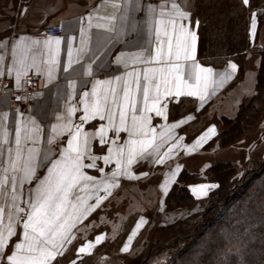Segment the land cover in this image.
<instances>
[{"label": "snow or ice", "instance_id": "snow-or-ice-1", "mask_svg": "<svg viewBox=\"0 0 264 264\" xmlns=\"http://www.w3.org/2000/svg\"><path fill=\"white\" fill-rule=\"evenodd\" d=\"M110 5L119 12L110 16H100L95 19L91 13L86 17L87 28L103 30L105 35L98 34V44L123 42V37L141 31V26L151 38L156 40V47L151 50L148 59L144 58L143 46L130 44L135 51L118 54L116 63L151 65L133 68L122 75L108 80L96 79L90 91H84L80 96L83 115L80 123L73 122L77 111L75 104L70 103L75 95L76 82L70 80L66 109L57 113V123L50 125L46 137V147H41L43 128L35 117H25L16 109L14 127L10 136L8 112L0 113V264H52L61 249L66 246L69 234L75 222L94 205H88L87 199L96 194L97 206L101 201L98 192L102 187L105 193L118 184L117 177L129 174V166L137 159L150 157L158 153L156 146V129L151 126L152 117H165L166 105L161 101L165 97H180L181 95L199 96L201 100L208 95L210 87L223 83L212 78V69L195 62L197 34L188 26L190 13L172 2L171 7L162 3L157 7L141 0H108ZM245 4L248 0H243ZM144 12V18L136 19V13ZM80 18L79 44L74 48L76 36H48L42 42L18 41L13 45V62L7 68V73H15V84L20 87L21 80L27 76V69L35 67L36 54L42 45L46 59L47 74L51 78L53 67L60 64L59 54L62 40H66L67 60L63 64L65 72L85 58V54L95 55L89 44L91 32L86 34L83 20ZM198 23V21H197ZM68 31H72L69 29ZM94 62V61H93ZM3 57H0V75L4 74ZM233 70L235 64H229ZM85 75H92L91 64L85 68ZM17 100L21 97L17 96ZM99 117L101 123L94 131L85 130V123ZM178 124L172 127H178ZM111 130L113 137H109ZM124 131L127 137L123 143H117L119 133ZM171 132V128L168 129ZM67 133L66 146H61L59 156L50 161L46 174L37 178V171L44 161H49L55 151L54 145L59 137ZM209 134H215V127H209L207 133L199 138L204 140ZM163 136L164 133L162 132ZM99 138L101 146L109 145L107 154L97 157L92 154V141ZM199 140L197 142H199ZM171 150V149H170ZM160 156L157 163H162ZM85 160L88 163H85ZM97 160L104 164L115 161V169L107 175L103 167L98 171L100 178L89 175L84 169H97ZM175 175V173H173ZM35 180V186H31ZM29 186L25 189V184ZM209 186L196 185L193 193L199 196L208 194ZM87 196H77L71 199L74 191ZM25 191L27 194L25 195ZM166 191V189H165ZM6 221V222H5ZM21 239L12 244L10 253L7 251L11 239L17 235V227ZM132 237L129 236V240ZM101 237H97L99 243ZM90 244L80 247L77 251H88ZM126 244L122 251H126ZM239 251V250H238ZM243 264V262H241Z\"/></svg>", "mask_w": 264, "mask_h": 264}, {"label": "crops", "instance_id": "crops-1", "mask_svg": "<svg viewBox=\"0 0 264 264\" xmlns=\"http://www.w3.org/2000/svg\"><path fill=\"white\" fill-rule=\"evenodd\" d=\"M142 4L147 5L149 3L153 4L157 7V11L159 12V6L162 3H165V0H141ZM178 3L181 8L190 13V17L188 21H184V23H188V26L191 30L196 32V22L192 18V10H193V0H166L167 7H171V3ZM9 23L7 25H3L0 23V57H3V68L4 74L0 75L5 76L10 79L11 84L16 86L15 84V73L12 76H9L7 73V68L13 62L12 51L13 45L17 44L18 41H21L23 38V42H31V41H43L48 36H64L74 35L76 36V40L73 41L74 48L79 44V29L81 26L80 18H85L83 20V24L85 26L86 34L90 31L92 38L90 41V48L95 51V55L85 54V58L80 60L77 64H74L69 71L65 72L63 70V64L67 60V47L66 40H62L60 45V64L56 67H53L51 78H49L47 74V66L44 61L47 58L46 53H44L42 45L38 47L36 54V63L40 65L41 71H37L35 67H31L27 69V74L30 72H37L42 77L41 89H39L34 94V102L30 105L18 108L21 112L24 113L25 117H35L37 122L43 128V132L41 134V147H46V137L48 132H50V125L53 123H57L56 115L57 113H63L66 109V102L68 92L70 91L68 82L70 80H74L76 82L75 87V95L70 103L75 104L77 107V111L74 113L72 119L74 123H80L79 117L83 115L82 105H80V96L84 91H90L93 83L96 79L99 80H108L110 78H114L117 75H122L128 71H131L133 68H139L142 72L144 67H150L151 65L144 64H129L126 68L123 63L117 64L116 60L118 54L121 52L129 53L135 51L133 47L129 46L130 44L143 46L148 51H145L144 58L148 59L149 54L152 49L156 47V40L154 35L150 38L147 33L143 30L141 26V31L139 33L133 32L125 37H123V42L116 43L113 41L112 43L105 44L100 46L98 44L97 36L105 35L103 30H97L92 28L89 30L87 28V15L91 13L95 19L100 16H110L115 14L117 17L119 16V12L114 9L108 0H9ZM144 18V12L141 11L136 13V19L141 20ZM57 26L60 29V32L57 34H47L45 33L47 27ZM71 29L72 31H68ZM264 22L261 26L257 24V17L254 13L250 15L249 18V36L251 41L255 39V42L262 47L264 46ZM261 47V48H262ZM196 53V51H195ZM252 53L247 54L246 59L251 56ZM258 60H259V54ZM257 60V61H258ZM94 61V62H93ZM195 62L199 63L201 66L209 67L212 71V78L214 80L220 81L223 79V83L219 84L216 87H210L208 89V95L201 100L199 96H189V95H181L180 97H165L162 101V105H166L165 108V117H157L155 113H149L152 117L151 126L156 129L157 140L156 146L159 149L158 153L154 154L150 157H142L137 158L130 166H129V174L121 175L117 177L118 184H116L110 191V194L105 193L103 188L101 187L98 194L102 198L99 205L97 206L96 194H92L90 199H87L88 205H94L95 207L88 211L85 215L81 216L72 227L71 233L68 237V242L66 243L71 246V240L75 238L77 245V250L82 246H87L90 244L88 251L79 254H91L94 252L95 247L97 245L102 244V241L106 239L103 237V240L95 241V235L89 230H86V222L90 221L91 217L95 214H98V211L108 203L109 199L117 192L122 185L125 183V188L130 183H134L139 179L143 178L146 175V168H151L153 165H160L157 163V159L160 156L169 157L172 153H176L182 151L185 155H193L199 152L200 148L208 143L212 138H214L217 134V130L215 128V134H209L206 141L199 140L201 136L205 133H198L197 137L193 139L192 143H188L186 140L187 133H185L187 125L196 119L197 114L200 113V110L207 108L217 97L218 95L225 92L227 89L231 87L233 80L235 78L236 69L233 70L229 67V64H235V61L229 58L223 66L215 67L207 62L196 57L195 54ZM91 64L92 75H85V68ZM257 63L254 64L253 69L256 70ZM237 68V65H236ZM255 75V74H254ZM184 101L188 102L192 105L191 109L183 111L177 114L174 117L169 116V110L171 106H178ZM184 104V103H183ZM8 112V125L10 128V136L13 134L12 129L14 127V119L16 116V109H7V99L6 97L0 98V113ZM101 123H107V121H101L99 117L94 118L92 121L85 123L84 127L87 131H94ZM178 124V127H172V125ZM171 128V132H168V129ZM164 133L162 136L161 133ZM109 137H113L114 133L109 130ZM120 139L117 143H123L124 139L127 137V133L121 131L119 133ZM199 140V142H197ZM67 142V133H64L63 136L59 137L56 144L54 145L55 151L50 157L49 161H44L43 166L40 167L37 171V178H41L46 174L47 167L50 166V161L52 159H56L59 156V149L61 146H66ZM174 142V143H173ZM109 145L101 146L99 144V138H96L92 141V154L100 157L107 154V148ZM171 149V150H170ZM85 163H88L85 160ZM97 169H87L84 170L92 176L97 178L101 177V173L98 171L99 167H103L105 169V173L103 175L110 174L115 169V161L111 164H104L102 160H97ZM181 168L177 173L182 170ZM176 173V174H177ZM175 174V175H176ZM174 180V179H173ZM173 180H170L165 188L162 190L161 185L163 184L160 180L157 186L155 185V190L157 192L158 189V204L161 205V198L164 196L172 183ZM205 184L209 185L211 183L202 181L191 183L189 185V190L193 197L196 199L197 197L203 198L204 196H199L198 194L193 193L192 188L196 185ZM29 185L25 184V189H27ZM31 186H35V180L32 181ZM211 187H209L210 189ZM166 189V191H165ZM208 189V192H209ZM92 190H88L85 193L75 192L73 193L71 199L75 201L77 196L85 195L87 196L89 192ZM27 192L25 191V195ZM156 194L151 197L152 204L149 206L154 209L157 205H155ZM106 214L100 213V215ZM128 216V217H127ZM136 219V220H135ZM105 220V219H104ZM130 221H134L139 225V228H144L145 225L149 222V220L140 213L132 212L125 213V223H129ZM6 222V221H5ZM141 224V225H140ZM126 230L129 231L130 225L126 224ZM92 228V227H91ZM21 228L17 227V235L14 236L8 246L7 251L10 253L12 250V244L15 241L21 239L20 232ZM101 232V231H99ZM91 233V234H90ZM75 237H74V236ZM125 245H129V234H125ZM128 243H127V242ZM71 242V243H70ZM70 243V244H69ZM120 244V241H119ZM62 248L60 251H63ZM127 252H130V248L128 247ZM125 251V252H126ZM2 264H7L6 260L2 262Z\"/></svg>", "mask_w": 264, "mask_h": 264}, {"label": "trees", "instance_id": "trees-1", "mask_svg": "<svg viewBox=\"0 0 264 264\" xmlns=\"http://www.w3.org/2000/svg\"><path fill=\"white\" fill-rule=\"evenodd\" d=\"M261 1L248 0L245 4L241 0H193L197 58L215 67L233 59L237 65L236 81L245 74L247 54L255 51L259 54L253 80L255 93L246 103L238 104L233 116L217 119L223 128L211 140L219 146L240 139L264 106V46L255 48V39L251 41L249 36V18L255 5L258 26L264 22ZM188 102L184 101L176 109L171 106L169 116L191 109ZM234 173L235 168L229 161L211 163L202 173L185 168L179 172L165 196L170 209L193 205L195 198L188 187L191 183L205 178L215 183V187L208 192L209 204L200 212L188 213L167 224L176 233L165 241L164 247L170 253L163 264H264V160L253 162L238 179Z\"/></svg>", "mask_w": 264, "mask_h": 264}, {"label": "rangeland", "instance_id": "rangeland-1", "mask_svg": "<svg viewBox=\"0 0 264 264\" xmlns=\"http://www.w3.org/2000/svg\"><path fill=\"white\" fill-rule=\"evenodd\" d=\"M254 2H252L253 5H250L251 8L254 7ZM261 2L264 3V0ZM256 7L255 5L254 9ZM254 9L251 12L253 15L255 13ZM9 16V0H0V23L7 25ZM193 20L195 21V19ZM261 47V45L255 43V48L260 49ZM251 53L250 58L248 57L244 61L245 74L243 78L236 81L234 78L231 87L218 95L207 108L200 110L196 119L187 125L185 133H187L186 140H188V143H192L198 133H205L212 126L216 128L218 134L223 125L217 122V119L223 115L233 116L238 104L241 102L246 103L251 94L255 93L253 89L255 69H253V66L258 62V52ZM262 97L264 98V92ZM173 109H176V107ZM174 112L177 113V110ZM205 145L193 155H185L182 151L172 153L171 156L165 157L160 165L146 168L147 173L143 178L128 184L126 188L124 183L101 211L99 210L98 214L93 215L90 221L86 222V230L88 231V228H90L88 232L93 231L91 232L93 234L94 230L97 231L94 233L95 241H97V237H101L100 241L103 240L104 236L106 237L102 244L97 245L91 254H79L78 247L75 245L76 240L73 238L71 246L65 247L61 251L62 254L57 255L52 264H163L170 253L164 247L165 241L171 237L173 238L176 233L171 227L168 228L167 224L175 222L188 213L197 214L209 204L207 194L203 198L197 197L190 208H168L165 196L177 180V172L181 168H185L190 172L202 173L211 163L229 161L235 168L234 177L238 179L242 173L253 166V162L264 160V106L258 116L249 124V129L236 142L227 146H219L217 141L211 140ZM173 173L177 174L173 175ZM160 180L163 183L161 185L162 190L170 180L173 181L166 194L162 196V203L159 206L157 205L159 193L158 189L156 192L154 186H157ZM202 181L211 183V186L215 185V183L209 182L205 178L200 182ZM213 188L211 187L209 191ZM155 194V205L157 206L152 209L153 207L151 208L149 205L152 204L151 197ZM104 211H106V214L100 215ZM132 212L143 214L149 220L144 228H139V225L134 221L125 223V213ZM219 215L222 216V212ZM191 219V221H194L193 218ZM126 224L130 225L129 231L125 229ZM126 233L132 237L128 245L130 252L122 251L125 246ZM149 250H151V253H149Z\"/></svg>", "mask_w": 264, "mask_h": 264}, {"label": "built area", "instance_id": "built-area-1", "mask_svg": "<svg viewBox=\"0 0 264 264\" xmlns=\"http://www.w3.org/2000/svg\"><path fill=\"white\" fill-rule=\"evenodd\" d=\"M60 32L59 27H47L45 33L57 34ZM42 77L37 72H30L21 80L20 87L13 86L9 78L0 77V98L6 97L7 109L23 108L34 102V94L41 89ZM21 97L17 100L16 97Z\"/></svg>", "mask_w": 264, "mask_h": 264}]
</instances>
